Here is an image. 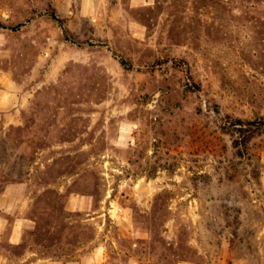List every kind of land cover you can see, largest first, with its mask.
Segmentation results:
<instances>
[{
	"label": "rangeland",
	"instance_id": "obj_1",
	"mask_svg": "<svg viewBox=\"0 0 264 264\" xmlns=\"http://www.w3.org/2000/svg\"><path fill=\"white\" fill-rule=\"evenodd\" d=\"M0 264H264V0H0Z\"/></svg>",
	"mask_w": 264,
	"mask_h": 264
},
{
	"label": "crops",
	"instance_id": "obj_2",
	"mask_svg": "<svg viewBox=\"0 0 264 264\" xmlns=\"http://www.w3.org/2000/svg\"><path fill=\"white\" fill-rule=\"evenodd\" d=\"M17 232H18V226L16 224H14L13 229H12V233H11V238H13L14 241L18 240L19 236H18Z\"/></svg>",
	"mask_w": 264,
	"mask_h": 264
}]
</instances>
